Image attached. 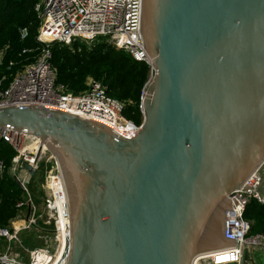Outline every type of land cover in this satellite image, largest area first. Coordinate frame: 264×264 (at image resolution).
I'll use <instances>...</instances> for the list:
<instances>
[{
    "label": "water",
    "instance_id": "water-1",
    "mask_svg": "<svg viewBox=\"0 0 264 264\" xmlns=\"http://www.w3.org/2000/svg\"><path fill=\"white\" fill-rule=\"evenodd\" d=\"M154 75L133 138L43 106L0 107L39 138L64 185L65 264H192L234 248L229 195L264 196V0H141Z\"/></svg>",
    "mask_w": 264,
    "mask_h": 264
},
{
    "label": "built area",
    "instance_id": "built-area-1",
    "mask_svg": "<svg viewBox=\"0 0 264 264\" xmlns=\"http://www.w3.org/2000/svg\"><path fill=\"white\" fill-rule=\"evenodd\" d=\"M140 9L141 0H42L37 3L34 11L40 24L36 40L45 46L32 63L13 75L7 87L4 88L0 81V107L43 106L63 110L100 123L125 138H133L141 123L127 119L123 115L125 104L110 97L101 83L88 78L84 90L73 94L56 82L49 49L54 42L72 45L74 42L103 40L126 53L134 62L146 64L149 75L141 89L138 104L143 121L142 103L154 70L139 33ZM24 36L25 30L22 32ZM0 139L15 152L8 173L23 191L24 199L16 207L19 211H26L28 228H35L40 219L29 192L32 174L44 158L50 164L41 184L46 214L43 223L54 222L57 235L47 247L29 251L27 264H65L69 251L68 207L61 174L54 159L46 149L39 150L40 140L34 135L5 128L0 132ZM5 169L0 162V177ZM261 181L256 170L229 195L231 210L225 215V237L234 240V248L197 256L192 264H259L258 254L264 259V235L251 234L252 223L245 218L252 201L264 207V196L258 192ZM25 229L14 222L0 227V243L3 244L0 264H24L9 247L12 242H19L18 234Z\"/></svg>",
    "mask_w": 264,
    "mask_h": 264
},
{
    "label": "trees",
    "instance_id": "trees-1",
    "mask_svg": "<svg viewBox=\"0 0 264 264\" xmlns=\"http://www.w3.org/2000/svg\"><path fill=\"white\" fill-rule=\"evenodd\" d=\"M39 1L0 0V81L4 88L17 71L36 59L43 48L36 40L40 22L34 7ZM24 30L26 35L22 38ZM71 46H50V63L56 71V82L77 94L84 90L86 79L91 77L106 87L110 97L125 104L123 115L127 119L140 124L139 96L148 79L149 67L134 62L123 51H115L104 43L96 42L90 49L78 42ZM14 155L13 149L0 139V162L6 168L0 177V227H7L18 216L16 205L24 199L23 191L8 173ZM38 169L29 184L32 202L37 208L44 195L41 189L43 182L34 180ZM37 213L40 214L39 211ZM245 218L252 223L251 234L264 235L263 206L252 201ZM41 225L38 222L35 229L45 231Z\"/></svg>",
    "mask_w": 264,
    "mask_h": 264
},
{
    "label": "rangeland",
    "instance_id": "rangeland-1",
    "mask_svg": "<svg viewBox=\"0 0 264 264\" xmlns=\"http://www.w3.org/2000/svg\"><path fill=\"white\" fill-rule=\"evenodd\" d=\"M39 2L41 3L42 0H40ZM25 35H26V32H25ZM100 41H101L100 43H104L106 46L111 47V49H113L115 51H121L118 48L110 46L107 41H103V40H100ZM78 43L83 44V45H85V47L87 49H90L92 47V45H94V43H96V42H90V43L78 42ZM97 43H99V42H97ZM54 44H58L62 47H68V48L72 47L71 45H63V44H59V43H55V42H54ZM42 45H43V47L45 46V44H42ZM88 78L93 79L91 77H88ZM88 78L86 79V82H87ZM49 167H50V164H49V162L46 161L45 158L43 160H41V162L38 166L39 169H38L37 173L34 175V177H35L34 180L37 183L43 182L46 170ZM33 174H32V176H33ZM43 194H44V192H43ZM44 200H45V195H43V198L41 199V202L39 203L37 210L40 212V219L38 220V222L42 223L41 227L45 231H41L39 229L27 227L28 226L26 223L27 213L24 209L19 211L17 219L15 218L14 220L11 221V222H14L15 225H18L21 227L24 226L27 228L25 230H22L18 234L19 242H12L10 244V247H9L10 251L14 255H17V257L19 259H21V262L24 264H27L29 261V251L36 249V248H44L45 246L47 247L51 242L53 243L54 238L57 235V233L55 232V228H54V222H51V224L43 223L45 216H46L45 209H44ZM38 222H37V225H38ZM2 245L3 244L0 243V250H3ZM256 258L258 259L259 264H264V259L262 257H260L259 254L257 255Z\"/></svg>",
    "mask_w": 264,
    "mask_h": 264
},
{
    "label": "bare ground",
    "instance_id": "bare-ground-1",
    "mask_svg": "<svg viewBox=\"0 0 264 264\" xmlns=\"http://www.w3.org/2000/svg\"><path fill=\"white\" fill-rule=\"evenodd\" d=\"M44 149H45V147L44 148H41V146H40V148H39V150H41V151H44ZM63 192H64V190H63ZM18 226V225H17Z\"/></svg>",
    "mask_w": 264,
    "mask_h": 264
}]
</instances>
